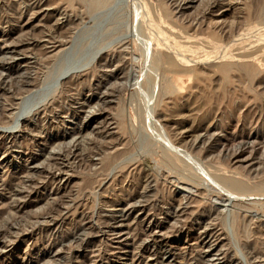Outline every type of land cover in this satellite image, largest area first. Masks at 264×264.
Listing matches in <instances>:
<instances>
[{"label":"rangeland","instance_id":"obj_1","mask_svg":"<svg viewBox=\"0 0 264 264\" xmlns=\"http://www.w3.org/2000/svg\"><path fill=\"white\" fill-rule=\"evenodd\" d=\"M108 1L91 12L0 0V62L14 68L0 70V111L7 99L21 116H0V211L10 184L29 176L40 185L0 221V264H264V214L237 211L209 168L264 180V0ZM151 10L167 16L155 24ZM170 27L202 48L183 52L196 63L170 74L178 90L160 98L156 36ZM170 43L162 47L173 55ZM201 193L206 217L191 215ZM207 224L218 236L211 249L197 241Z\"/></svg>","mask_w":264,"mask_h":264},{"label":"bare ground","instance_id":"obj_2","mask_svg":"<svg viewBox=\"0 0 264 264\" xmlns=\"http://www.w3.org/2000/svg\"><path fill=\"white\" fill-rule=\"evenodd\" d=\"M63 1H65V2H67L68 4H76V5H78V6H82V7H84V9L85 10H87V11H95V10H97L98 9V7H100L101 8V6H105V4H107V2H109L108 0H63ZM141 1H143V0H141ZM185 2L184 3V5H188L189 3H190V1H193V0H182L181 2ZM230 1V0H229ZM180 2V3H181ZM228 4V3H227ZM231 4V3H230ZM180 5V4H179ZM213 5V4H212ZM218 5V4H217ZM183 6V5H182ZM45 8V7H44ZM177 8V7H176ZM185 8V7H184ZM188 8V7H187ZM147 9V8H146ZM52 10V9H51ZM105 10V9H104ZM103 10V11H104ZM148 10V9H147ZM153 10V9H152ZM152 10L150 11L151 12V14L147 17L148 19H149V21H152V22H154L155 23V21H161V20H163L164 18H166L165 16H167V15H165L164 16V13H162L163 12V9L161 8V10H162V12H159V11H153L152 12ZM157 10V9H156ZM45 12H46V10H45ZM144 12V11H143ZM147 12V14L146 13H144L146 16L150 13H148V11H146ZM210 12V11H209ZM87 13V12H86ZM91 14V13H90ZM190 14V13H189ZM203 16V15H202ZM217 16V15H216ZM91 17V16H90ZM207 18V17H206ZM146 20V19H145ZM146 21H148V20H146ZM145 22V21H144ZM148 23V22H147ZM197 23V22H196ZM232 23V22H231ZM149 24H151L150 22H149ZM156 24V23H155ZM147 25V24H146ZM151 26V25H150ZM165 26V25H164ZM153 27V26H152ZM145 29V28H144ZM155 29V28H154ZM153 29V30H154ZM205 31V30H204ZM152 32V31H151ZM162 31L161 30H159V32L156 34L157 36L156 37H158L159 39L161 38V40H159L158 38H157V40L158 41H156V50H155V59L154 60H156L155 62H156V65H157V67L156 68H158V69H160V70H162V72H159L160 73V75H161V73H163L164 74V79H162L163 80V82L161 81H159L160 83H162L161 85H162V87H160L161 88V95H160V98L161 97H166V98H168L167 96H169V95H171V94H173L175 91H177L178 90V88H177V83H176V81L174 80V78H172V76H170V74H172V73H174V72H176V70H178L179 68H187V70H188V67H190L191 65L190 64H192L193 62H195L196 61V59L194 58V56L193 57H191V59L193 58L194 60H188V58H186L185 56H184V54L186 55V51H191V50H189V49H192L193 47L192 46H194L195 48H197L196 46H201V48H202V44L201 43H198V42H191L190 40H189V38H185V37H183V35H182V33L179 31V30H177V29H174V27H170V28H166L165 29V32H167L168 33V38L172 41L171 43L168 41V43H170L171 44V46L172 47H174V49H175V51L174 52H176L175 54H173V55H171V54H169V51H167L168 50V48H167V52H165V49H164V47H162V46H165L166 44H168V43H166L167 42V36L165 37V34H163V33H161ZM153 33V32H152ZM151 33V34H152ZM155 33V32H154ZM144 36V35H143ZM162 36L164 37L163 38V40H162ZM145 37V36H144ZM153 37H155V36H153ZM209 37V36H208ZM165 39V40H164ZM148 40H150V39H148ZM199 40V39H198ZM214 40V39H213ZM162 41V43L163 42H165V45H161V42ZM263 40H261V42H262ZM149 42V41H148ZM150 42H151V40H150ZM202 42V41H201ZM154 43V42H153ZM188 43H190L191 45H189ZM206 43L207 44H211L212 43V41L211 40H208V41H206ZM150 44V43H149ZM256 44H258V43H256ZM56 45V44H55ZM152 45H154V44H152ZM169 45V44H168ZM12 46H14V45H12ZM151 46V45H150ZM165 47H168L167 45L165 46ZM189 47H191V48H189ZM204 47V46H203ZM222 47V46H221ZM250 47V46H249ZM17 48V47H16ZM254 48V47H253ZM248 49V48H247ZM4 50H6V51H14V53H16L15 52V48L13 49V48H11V47H6V48H4ZM54 50L55 49H53V51L52 52H54ZM170 50V49H169ZM172 51V50H171ZM18 52V51H17ZM183 52H184V54H183ZM186 52V53H185ZM241 52V51H240ZM49 53V52H48ZM191 53V54H190ZM189 54L190 55H193L192 53V51L190 52ZM218 53V52H217ZM216 53V54H217ZM190 55H186V56H190ZM240 55V54H239ZM196 56V55H195ZM222 56V55H221ZM209 57V56H208ZM238 57V56H237ZM236 57V58H237ZM248 57V56H247ZM246 57V58H247ZM190 58V57H189ZM197 58V57H196ZM200 58V57H199ZM216 58V57H215ZM219 58V57H218ZM104 59V58H103ZM4 62V61H3ZM100 62H102V60L100 61ZM154 62V63H155ZM201 63V61L199 60L198 61V63ZM205 62V61H204ZM203 62V63H204ZM207 62V61H206ZM99 63V62H98ZM196 63V62H195ZM195 63H194V65H195ZM197 63V64H198ZM226 62H224V64H225ZM246 62L244 61L243 62V64H245ZM248 63H249V60H248ZM245 64L246 65V67H244V65L242 66V67H244L245 68V70H248L247 69V65H249V64ZM209 64V63H208ZM228 64V63H227ZM232 64V63H231ZM230 64V65H231ZM12 65V64H11ZM153 65V64H152ZM220 65H222L221 63H220ZM235 65H236V63H235ZM238 65V64H237ZM228 66L229 65H224L222 68H221V70L223 71V72H226L227 71V68H228ZM232 66V65H231ZM231 66H229V67H231ZM234 66V65H233ZM251 66V65H250ZM6 67L8 68L7 70L8 71H11V69H14L13 67H11V66H8L7 64H4V63H2V62H0V70H2V69H6ZM241 67V66H240ZM249 67V66H248ZM252 67V66H251ZM191 68V67H190ZM215 68H217V67H215ZM236 68H237V70H238V67L236 66ZM236 68H234V69H236ZM243 69V68H242ZM254 69V68H253ZM156 70V69H155ZM154 70V71H155ZM159 70V71H160ZM181 70V69H180ZM179 70V71H180ZM186 70V73L188 72ZM190 70H192V69H190ZM244 70V69H243ZM244 70V71H245ZM153 71V72H154ZM158 71V70H157ZM198 71V70H197ZM214 71V70H213ZM239 71H240V69H239ZM242 71V70H241ZM181 72H183V71H181ZM248 72V71H247ZM155 73V72H154ZM214 73H215V71H214ZM227 73V72H226ZM246 73V72H245ZM243 74V73H242ZM15 75V74H14ZM247 75V74H246ZM154 76V75H153ZM156 76V75H155ZM154 76V77H155ZM162 76V75H161ZM193 76V75H192ZM152 77V76H151ZM220 77H222V75L220 76ZM26 78V77H25ZM161 78L162 77H160V80H161ZM199 78V77H198ZM221 79V78H220ZM223 79V78H222ZM184 80V79H183ZM23 81V80H22ZM32 81V80H31ZM199 81V80H198ZM203 81V80H202ZM24 82H25V80H24ZM197 82V81H196ZM223 82V81H222ZM26 83V82H25ZM32 83V82H31ZM203 83V82H202ZM193 85V84H192ZM199 85V84H198ZM200 85H201V83H200ZM225 85H226V83H225ZM28 86V85H27ZM158 86V85H157ZM196 86V85H195ZM22 87V86H21ZM19 88V87H18ZM189 88V90H190V88H191V86L190 87H187V89ZM199 88V87H198ZM155 89V88H154ZM159 89V88H158ZM160 90V89H159ZM209 90V89H208ZM28 91V90H27ZM194 91H196V90H194ZM159 94V93H158ZM157 94V95H158ZM191 94V93H190ZM185 94H183V96H184ZM186 95H187V91H186ZM177 96V95H176ZM183 96L181 95L180 97L182 98V100H183ZM190 96V95H189ZM158 97V96H157ZM174 98V97H173ZM177 98H179V97H177ZM181 98H179V101H182L181 100ZM5 100V99H4ZM14 100V99H13ZM167 100V99H166ZM172 100V99H171ZM186 100V99H185ZM184 100V101H185ZM160 101H161V99H160ZM178 101V102H179ZM186 101H188V100H186ZM7 102V105H3V107H2V109H1V111H0V116L2 117V120H4L6 123L5 124H8V123H11L12 122V120L15 118V120L17 121L18 120V118L19 117H21L19 114H18V117L16 116L17 114H14L13 112H11L12 110H14V107H15V103H13L12 101H8L7 99L5 100V103ZM172 103H170L171 105H173V101H171ZM178 102H176V103H178ZM154 103H155V101H154ZM156 103H157V101H156ZM181 103V102H180ZM179 103V104H180ZM160 104H161V102H160ZM182 104V103H181ZM185 104H187V102L185 103ZM1 105V104H0ZM178 105V104H177ZM177 105H173V106H175V108H173V109H176V106ZM182 105H184V102H183V104ZM190 105V104H189ZM172 106V107H173ZM158 107V106H157ZM160 107V106H159ZM171 107V108H172ZM1 108V107H0ZM179 108H181L180 107V105H179ZM157 112V111H156ZM162 112V111H161ZM161 112L159 111V114H161ZM22 115V114H21ZM17 118V119H16ZM11 120V121H10ZM17 123V122H16ZM15 123V124H16ZM16 125H18V124H16ZM15 125V126H16ZM10 126H12V125H9V127ZM19 127V126H18ZM8 128V127H7ZM11 128V127H10ZM17 128V127H16ZM9 129V128H8ZM186 137V136H185ZM145 143V142H144ZM113 146V145H112ZM117 147V146H116ZM125 148V147H124ZM81 149V148H80ZM120 151V150H119ZM119 151H117V152H119ZM123 151V150H122ZM125 151V150H124ZM261 151V150H260ZM117 152L115 153V154H117ZM127 153H128V150H127ZM166 153H167V151H166ZM165 153V154H166ZM241 153V152H240ZM239 153V154H240ZM249 154V153H248ZM109 155V158L111 159V157H110V154H108ZM114 155V154H113ZM118 155V154H117ZM168 155L169 154H167L164 158H163V160H164V163L165 164H167V165H170V166H173V163L175 164V161H176V157H175V161L173 160V159H170L171 157H170V155H169V157H168ZM123 156V155H122ZM106 157V156H105ZM104 157V159H105V161H106V163L105 164H107V165H109L108 163H109V158H105ZM258 157H259V155H258ZM65 158V157H64ZM249 158V157H248ZM108 159V160H107ZM237 160L238 159V156H236V155H234L233 156V158H232V160ZM123 160V159H122ZM251 160V159H250ZM250 160H245V162H247V161H250ZM172 161H174V162H172ZM104 162V161H103ZM236 162V161H235ZM102 163V162H101ZM116 163V162H115ZM237 163H238V161H237ZM104 164V163H103ZM104 164V165H105ZM111 164V163H110ZM220 164V163H219ZM253 164V163H252ZM103 165V166H104ZM176 165V164H175ZM251 165V164H250ZM114 166V165H113ZM211 166H213V167H211ZM211 166H209V168H210V171H211V173L213 172V175H214V172L216 173V177H215V179H214V176H213V179L216 181V179H217V183L219 182V185L221 186V187H223V189H226V191H228V193H230L231 194V196L234 198V201H232L233 202V207H235V209L238 211L239 209L241 210V209H246L245 211H247V209L249 210V209H255V211L256 212H258V211H260V212H262V214H264V180L263 181H259V182H250L249 181V179H243V176L241 177L240 176V174H238V173H234V172H228V171H226L223 167H221L220 165H218V164H211ZM255 167V166H254ZM106 168V167H105ZM109 168H110V166H109ZM231 168V167H230ZM214 171H213V170ZM249 169V168H248ZM103 171H105L104 169H103ZM251 171V170H250ZM256 171V170H255ZM6 173V172H5ZM105 173V172H104ZM192 173V172H191ZM228 173H231V175L230 174H228ZM25 174V173H24ZM34 175V174H33ZM43 175V174H42ZM257 175V174H256ZM24 176V175H23ZM192 176V175H191ZM10 178V177H9ZM184 178V177H183ZM40 182H42V181H40ZM7 184H8V182H7ZM20 186H22V187H20V186H17L18 188L17 189H13L12 190V186H11V184L9 185V189H7V190H9V195H10V197H8L9 199H10V202H9V204L7 205V210H5L4 212H2V211H0V212H2V213H0V221L2 220V222H3V220L5 219L6 220V223H7V220H9V219H11V220H13L12 218H14V216L16 215V212L21 208L20 206H21V203H22V199H23V194L26 192L25 190L26 189H28V188H30V187H33V188H36L38 185H39V183L37 182V181H35V180H33V179H31V178H29V176L27 177V176H24V178H21V180L19 181V183H18ZM196 184V183H195ZM40 186V185H39ZM222 189V188H221ZM222 189V190H223ZM4 192V191H3ZM8 193V192H7ZM28 194V193H27ZM224 194V193H223ZM201 195V196H200ZM199 196H198V199H196L197 201L195 202L196 203V206L198 205V207H196V209L194 210V211H192V214L191 215H199L200 216V214H201V216H203V217H206V216H209L210 215V212L209 211H206L204 208L203 209H201L200 210V208H202L201 207V204H202V199H203V194L201 193ZM220 195V194H219ZM227 196V195H226ZM200 197H202V199L200 198ZM230 197V196H229ZM252 198V199H250L249 201L250 202H245L246 200H243V198L245 199V198ZM260 198H262V199H260ZM232 200V199H231ZM189 201H191V200H189ZM191 203V202H190ZM192 203H193V200H192ZM191 203V204H192ZM24 204V203H23ZM145 204V203H144ZM187 204V203H186ZM188 205H189V203H188ZM188 205H187V207H188ZM211 206V205H210ZM191 207V206H190ZM192 207H194L195 208V206H192ZM186 208V207H185ZM4 209H5V207H4ZM182 209V208H181ZM181 209H180V211H181ZM212 209H214V207L212 208ZM183 210V209H182ZM188 210V209H187ZM243 210H241V211H243ZM250 211V210H249ZM184 211H182V213H183ZM63 213V212H62ZM185 213V212H184ZM187 213V212H186ZM247 213V212H246ZM244 214V213H243ZM242 214V215H243ZM260 214V213H259ZM190 215V216H191ZM216 215V214H215ZM241 215V216H242ZM47 217H46V219L47 218H49L50 219V217H48V215H46ZM234 217V219H236V220H238V218H239V214L236 212L234 215H233ZM17 217V216H16ZM198 217V216H197ZM215 218L213 219L214 220V222L215 221H217L218 219L216 218V216H214ZM37 218V217H36ZM39 218H40V216H39ZM53 218V217H52ZM242 218V217H241ZM16 219V218H15ZM14 219V220H15ZM10 220V221H11ZM42 220V219H41ZM212 220V221H213ZM194 222V221H193ZM235 222V220H233V224H236V223H234ZM249 222V221H248ZM5 223V224H6ZM201 223H203V221L201 222ZM206 223V222H205ZM221 224V222L219 223V225ZM247 225H248V223H247ZM250 225V224H249ZM251 225H252V223H251ZM250 225V226H251ZM237 226H238V224H237ZM237 226H235V227H237ZM208 227H213V231H210L209 229H208ZM239 227V226H238ZM5 229H7V228H5ZM154 229H158V227H155ZM247 229V228H246ZM3 230V229H2ZM200 230V229H199ZM236 230V229H235ZM238 230V229H237ZM248 230H249V228H248ZM181 231V230H180ZM215 224H210V225H204V226H202V230H201V232H200V234H199V236H198V239H197V241H198V243L199 244H202V243H204V241L205 240H207V238H209V240L207 241V243H209V245H208V247L207 248H209V249H211L212 248V244H211V240L210 239H212V238H214L213 239V241H212V243H214V242H216L217 240H218V236H217V232L215 231ZM247 233H248V231H247ZM3 234V233H2ZM238 234H241L240 232L238 233ZM0 235H1V232H0ZM129 235V234H128ZM147 235L150 237V238H154L155 239V237H154V235H155V232H152V229L151 230H148L147 231ZM243 235V234H242ZM247 235V234H246ZM2 236V235H1ZM237 236V235H236ZM252 236L253 235H251V238H252ZM238 237V236H237ZM244 237V238H243ZM245 237H248V236H240V241H241V244H242V246L245 248V250L247 249V250H249L250 252H252V253H254V255H256V248H255V245H253L252 243H251V240H250V238L249 239H247V238H245ZM2 238V237H1ZM231 239V238H230ZM239 240V239H238ZM233 241V240H232ZM154 242V241H153ZM161 242V241H160ZM220 242V241H219ZM0 243H1V240H0ZM162 243V242H161ZM235 242H233V244H234ZM237 243V242H236ZM258 243V242H257ZM206 244V243H205ZM204 244V245H205ZM260 244V243H259ZM203 245V246H204ZM160 246V245H159ZM201 246V245H200ZM202 246V247H203ZM225 246V245H224ZM230 247V246H229ZM145 248V246H143L142 247V249H144ZM200 248V247H199ZM244 248H242V249H244ZM263 248V247H262ZM123 249V248H122ZM209 249H207V250H209ZM222 249V248H221ZM214 250H211L210 252H208L207 254H205V256L204 257H208L209 256V254H211V252H213ZM218 251H220V249L219 250H217L216 252H218ZM249 251L248 252H246V253H248V254H250L249 253ZM166 253V252H165ZM222 254V253H221ZM230 255V254H229ZM233 255V254H232ZM153 256V255H152ZM246 256V255H245ZM250 257H252V256H250ZM254 257V256H253ZM263 257V256H262ZM255 258H256V256H255ZM258 258V257H257ZM261 258V257H260ZM204 259V258H203ZM252 259V258H251ZM248 260V259H247ZM248 262H250V261H248ZM191 263V262H190Z\"/></svg>","mask_w":264,"mask_h":264}]
</instances>
